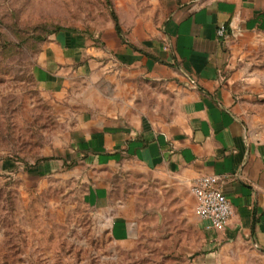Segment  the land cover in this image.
<instances>
[{
	"label": "crops",
	"instance_id": "0c3cea01",
	"mask_svg": "<svg viewBox=\"0 0 264 264\" xmlns=\"http://www.w3.org/2000/svg\"><path fill=\"white\" fill-rule=\"evenodd\" d=\"M167 19L144 50L119 40L108 55L72 31L42 45L35 75L55 128L46 164L80 180L86 203L110 215L113 240L137 230L110 203L118 167L131 161L147 173L144 186L195 214L203 242L192 264H238L246 249L264 264V136L239 114L223 75L228 39L264 31V0H177ZM220 23L230 37L216 34ZM202 174L219 175L232 205L223 228H206L195 211L191 186Z\"/></svg>",
	"mask_w": 264,
	"mask_h": 264
},
{
	"label": "rangeland",
	"instance_id": "374dc122",
	"mask_svg": "<svg viewBox=\"0 0 264 264\" xmlns=\"http://www.w3.org/2000/svg\"><path fill=\"white\" fill-rule=\"evenodd\" d=\"M176 1L0 0V264H192L203 242L195 214L144 186L141 166L119 165L110 186L113 212L138 224L124 241L110 237V215L86 203L70 170L48 169L55 128L35 75L42 45L64 31L108 55L119 40L149 48ZM226 46L223 75L238 112L264 136V31L232 35ZM249 251L238 264H261Z\"/></svg>",
	"mask_w": 264,
	"mask_h": 264
},
{
	"label": "built area",
	"instance_id": "2783aa9c",
	"mask_svg": "<svg viewBox=\"0 0 264 264\" xmlns=\"http://www.w3.org/2000/svg\"><path fill=\"white\" fill-rule=\"evenodd\" d=\"M216 34L221 38L230 37L225 23H220ZM217 174H202L194 179L191 190L196 198L195 211L206 228H223L232 214V205L219 186Z\"/></svg>",
	"mask_w": 264,
	"mask_h": 264
},
{
	"label": "trees",
	"instance_id": "16d2710c",
	"mask_svg": "<svg viewBox=\"0 0 264 264\" xmlns=\"http://www.w3.org/2000/svg\"><path fill=\"white\" fill-rule=\"evenodd\" d=\"M115 18H116V16H115Z\"/></svg>",
	"mask_w": 264,
	"mask_h": 264
}]
</instances>
